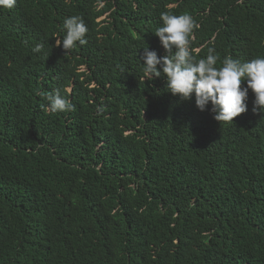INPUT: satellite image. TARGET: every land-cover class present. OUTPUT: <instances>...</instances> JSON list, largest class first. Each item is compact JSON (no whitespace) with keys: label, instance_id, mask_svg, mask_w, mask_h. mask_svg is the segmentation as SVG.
I'll return each instance as SVG.
<instances>
[{"label":"trees","instance_id":"obj_1","mask_svg":"<svg viewBox=\"0 0 264 264\" xmlns=\"http://www.w3.org/2000/svg\"><path fill=\"white\" fill-rule=\"evenodd\" d=\"M163 12L197 22V59L264 57V0L0 7V264H264V113L249 90L220 124L145 80ZM74 15L87 44L65 51ZM56 90L72 111L49 110Z\"/></svg>","mask_w":264,"mask_h":264},{"label":"clouds","instance_id":"obj_2","mask_svg":"<svg viewBox=\"0 0 264 264\" xmlns=\"http://www.w3.org/2000/svg\"><path fill=\"white\" fill-rule=\"evenodd\" d=\"M16 0H0V7L12 8ZM162 26L155 31L161 46L167 53L158 56L156 51L144 49L142 71L145 80L163 78L166 88L182 101L191 100L201 112L210 111L213 118L222 123H233L234 118L247 112L249 90L254 94V112L264 113V57L241 61L225 57L217 67L218 55L210 48L206 57L197 59L191 47L194 30L199 25L187 13L175 15L161 13ZM65 35L55 40L57 47L66 51L75 46L86 45L88 26L82 16L66 18L63 24ZM44 48L37 43L32 49L40 53ZM246 82V86L242 84ZM48 108L52 112L72 111L74 105L59 90L47 96Z\"/></svg>","mask_w":264,"mask_h":264}]
</instances>
